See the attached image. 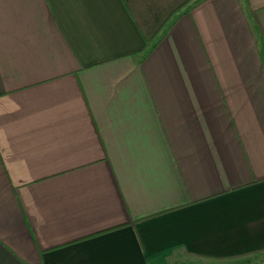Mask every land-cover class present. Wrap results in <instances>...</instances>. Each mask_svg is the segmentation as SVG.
Masks as SVG:
<instances>
[{
    "label": "crops",
    "instance_id": "1",
    "mask_svg": "<svg viewBox=\"0 0 264 264\" xmlns=\"http://www.w3.org/2000/svg\"><path fill=\"white\" fill-rule=\"evenodd\" d=\"M0 264H264V0H0Z\"/></svg>",
    "mask_w": 264,
    "mask_h": 264
},
{
    "label": "trees",
    "instance_id": "2",
    "mask_svg": "<svg viewBox=\"0 0 264 264\" xmlns=\"http://www.w3.org/2000/svg\"><path fill=\"white\" fill-rule=\"evenodd\" d=\"M175 21V16L174 14H172L168 20L164 23L163 27L161 28V30L159 31L158 35L155 36V38L152 40L151 46L149 48V50L151 48H153V46L156 44V42L159 41V39L164 35V33L167 31V29L170 27V25ZM148 50V51H149Z\"/></svg>",
    "mask_w": 264,
    "mask_h": 264
}]
</instances>
